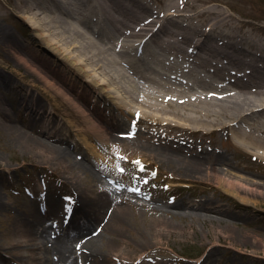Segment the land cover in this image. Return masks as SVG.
<instances>
[{
    "label": "bare ground",
    "instance_id": "1",
    "mask_svg": "<svg viewBox=\"0 0 264 264\" xmlns=\"http://www.w3.org/2000/svg\"><path fill=\"white\" fill-rule=\"evenodd\" d=\"M45 1L36 0L35 7L31 0H22L19 4L20 9L27 12L23 15L24 19L33 28V35L42 50L38 52L33 46L21 44L5 28L0 29V41L5 44L3 51L24 64L48 88L63 95L78 109L84 126L78 127L74 120L66 117L67 123L60 127L57 122L59 110L55 106L50 109L34 98L33 92L29 91H35L34 88L12 83L20 94L13 95L8 91V99L1 94L6 80L0 71L2 130L17 144L37 152L38 156H46L55 167H62L68 174V182L64 178L68 184L81 180L82 172L87 171L86 151L101 162L113 163L128 152V156H125L131 161L143 163L145 159L152 160L153 165L166 177L165 180L174 182L171 184L174 187L178 185L175 181L188 177L202 181L214 179L218 188L238 201L234 206L238 212L246 211L251 217L256 215L257 201L244 193L264 192V183L255 180L251 174L238 173L237 167L215 147L211 149L202 140L187 135L200 131L201 127L205 129L202 137L211 131L229 134L234 145L252 149L264 159V36L259 42H254L247 31H239V25L229 24L227 15L221 11L205 8V12L184 11L181 9L186 7L183 0H161L164 12L160 6L155 10L144 8L146 13L149 12L145 16L133 5H142L143 0H130L132 5L127 0H50L54 3L51 6L59 11L56 18L42 9L34 11L44 8L42 5H45ZM79 1L87 3L82 4L81 8ZM67 5L74 8L67 7L70 9L68 12L65 9ZM73 14L74 18L70 17ZM205 15L210 21L206 25ZM90 17L95 18L91 20ZM61 22L63 26L59 25ZM91 30L98 40L88 34ZM108 32L113 34L109 35ZM145 37L147 40L143 44L148 55H143L142 61L132 62L147 66L146 62L154 60L156 63L153 62L151 67L155 69V76L161 75V81L158 83L156 78L147 74L145 78L154 86L160 84L161 87H151L147 92L134 96L135 91L131 86L134 81L124 72L126 65L122 58L134 52L135 45ZM79 48L83 49L81 57L73 52ZM31 52H38L36 55L49 71H58L57 74L64 77L75 72L85 78L80 82H86L96 92L92 91L90 94L94 95L89 97V93L81 94L85 89L77 85L76 94L85 97L88 108L83 104L81 106L79 98L65 90L64 86H59L54 78L46 74L47 71L42 72L29 59ZM55 58L60 59L61 63H55ZM127 69L132 72L129 67ZM131 74L138 79L137 74ZM99 75L109 83L100 79ZM121 79L130 80H127L130 85L127 84L125 93L132 97V102L121 97L117 101L111 95L112 90L115 93L118 91ZM96 95L106 101L110 99L112 109L121 110L119 114L111 112L113 128L92 116L93 112L99 113L101 109L100 102H95ZM10 99L15 101V105ZM147 108L149 111L143 110ZM103 112L107 114L106 108ZM136 114L138 119L129 118V115ZM222 117L229 120L223 121ZM127 119L136 126L146 123V129L129 130L125 122ZM239 123H244L243 128L237 126ZM174 130L176 133H172ZM72 133L81 146L76 140H70ZM103 149L108 154L103 153ZM6 174L9 175L10 171ZM8 186L12 184L0 177V190ZM100 188H103L102 192L94 194L93 191L76 187L72 191V202L67 203L56 197L54 192L41 187L39 193L47 201L44 208L47 215L43 208L35 206L33 200L24 201L20 207H16L14 214L10 212L7 221L12 237L7 240L5 252L19 255L23 264H129L133 259L129 256L131 254L116 250L112 243L128 234L137 207L145 211L154 210L148 219L147 229L156 231L158 235H163L162 227L180 228L179 223L176 225L171 221L175 216L185 223V227L195 221H209L221 230L232 231L236 228L228 224L247 225L251 221L241 213L226 209L207 194L198 202L183 198L170 205L157 204L153 200L148 205L137 192L132 191L131 198L113 187L102 185ZM46 193L47 197H43ZM66 207H71L72 211L66 213ZM4 209V212L11 211V208L4 206L0 197V214ZM169 214L171 218L167 217ZM54 216L59 223L47 225L48 218ZM184 219H189L191 223ZM69 227L71 230L67 231ZM140 245L152 249L149 241L140 242ZM222 247L227 255L233 251L246 257L257 253L236 249L235 245L226 246L216 240L207 244L203 261L210 259ZM2 260L0 253V264Z\"/></svg>",
    "mask_w": 264,
    "mask_h": 264
},
{
    "label": "rangeland",
    "instance_id": "2",
    "mask_svg": "<svg viewBox=\"0 0 264 264\" xmlns=\"http://www.w3.org/2000/svg\"><path fill=\"white\" fill-rule=\"evenodd\" d=\"M21 1L22 0H0V29H9L17 37L21 44H28L29 46L36 48L37 51H40L42 50V47L33 35V28L23 16L27 12L23 11L19 7ZM143 1L144 3L142 5L138 3L133 4L139 12L141 11L142 16L149 14V12L146 13L144 8H151L155 10L158 6H160L164 12V5L161 0ZM176 1L177 0H175V2ZM183 1L185 2L186 7L181 9L184 11L192 10V12H198L203 11L205 8V10L223 12L227 15L229 24L235 23L234 25H239L241 27V29L238 28L239 31H247V33L254 39V42H259L264 36V0ZM45 2V5H42V7L45 6L44 8H37L34 9V11L39 12L42 9V11H45L50 16L56 18L55 16L59 14V11L52 7L54 3L50 0H46ZM84 3L79 1V7L82 8V4ZM127 3L131 4V1L127 0ZM31 4L34 7L37 6L36 0H31ZM67 7L74 8L72 5H67L65 9L68 12L70 9ZM74 15L75 14L69 16L74 18ZM64 16L69 18L67 15ZM208 22L210 21H208L207 16L205 25L208 24ZM59 25L63 26L62 22L61 24L59 23ZM88 34L95 39L98 38L90 32H88ZM3 43V41H0V71L3 73L6 82L1 88V94H5L8 99L9 92L13 95H19L20 93H17L14 89L15 85L13 84L15 83L25 85L26 88H34L35 91L29 89L30 92H33L31 93L34 98L42 101L50 109L52 106H55V108L59 110V121L57 120L59 126H65L67 123L65 122L67 119L66 117H68L70 120H74L77 126L79 125L83 127V118L78 109L69 103L67 99L56 90L48 88L37 75L28 70L24 64L18 62V60H16L11 54H5V51H3V45L5 44ZM82 50L83 49L79 48L77 50L75 49L73 52L81 57L83 55ZM38 52H31L29 59L32 60L42 72L47 71L46 74H48L51 78H54L59 86H64L65 90L73 94L74 97L76 96V98H79V102H81L80 105L82 106L83 104L86 108L87 100L85 97L80 94L79 96L76 94V90H78L77 85H82V89H85V92L82 91V94L88 95L89 93V97L94 95L90 94L92 91H94L92 93H95L96 91L86 82H80V79L85 78L80 77L73 71L72 72L75 76L69 75L70 77L58 75V71L57 73L49 71V68H47L44 63H42V60H40L36 55ZM57 59L58 58H55L54 62L61 63L60 59ZM123 70L127 73L129 79L134 81L131 83V86L135 91L134 96L139 93L142 94L147 92V89H151V87H155L157 89L161 87L160 84L158 86H154L150 80H144V78H142V80L135 79L134 74H131L132 72L128 71L127 67ZM100 72L101 71H99V73ZM147 72H150V70ZM159 76L160 75H156L158 78ZM99 77H101L100 79L107 84L109 83V81L105 77H102V75H99ZM127 80L121 79L117 86L118 91H116V93L114 90H110L111 95H113L117 101H119L118 98L121 97L127 102H132V97H128V94L125 93L127 84L130 85ZM160 81L161 79L159 78L157 82L159 83ZM32 85H36V87ZM64 87L62 88L64 89ZM108 87L110 88V86ZM113 87L114 89L116 88V86ZM102 98L99 99V102L106 106V103L102 100ZM11 101L15 105V101ZM109 101L108 103H110ZM7 108H9V105ZM109 108H112V106ZM115 110L121 112L119 109ZM143 110L149 111L148 108ZM102 113L104 114L103 110ZM92 116L99 122L100 119L98 116L101 119L104 118V116L102 118L96 112H93ZM124 116L127 117L126 114H124ZM130 117L138 119V114L129 115V118ZM221 120L227 121L229 118L222 117ZM2 121L3 115L0 114V177L4 178V180L6 179L8 184H12V186H8L7 188L0 190V197L4 206L6 205L8 208H11V211L9 210L8 212L7 210V212H4V209L0 214V253L1 256H3L2 264H23L19 255H13L10 252H5L7 240L12 237V234L9 232V222L7 219L9 214L17 212L16 207H20L24 201L34 200L31 198L30 193H35L37 191L38 185L36 183L40 182V179H42L41 182H44L45 186L48 188L51 186L50 192H54L56 197H59L58 195L60 194V198L65 200L67 203L72 201V191L74 192V188L76 187L80 190L83 189L87 192L93 191L94 194H98L102 192L103 189L100 187L105 185L106 187H113L119 192L121 191L120 193L123 195H130L129 197L131 198L133 197L131 195V192L133 191L132 189H135L133 192H137L140 196H142L143 201L148 203V205L152 204V200L157 204L170 205L172 203H177L183 198L191 200L192 202H198L201 198H203L204 194H207L217 200V202L226 209L238 212L237 208L234 207L238 201L231 196L226 195L220 188H218L216 180L212 179L210 181H202L196 178L188 177L186 179H182V181H175L178 185L174 187L171 186L174 182L169 183L165 180L166 177L159 172L157 167L153 165L152 160L145 159V162L141 163L140 161V163L137 164L136 161L139 160L131 161L130 158L127 157L128 152L120 155L119 158L116 159V163H113L111 161L101 162L88 154L85 150L88 169L86 172H82L81 180L68 184V180L66 178L68 177V174L64 172L62 167H55L56 165H52V163L46 159V156H38L37 152H33V150L31 151L13 141V139L10 138V135L2 130ZM129 121L130 120L128 119L126 122V127L129 130L133 131L135 129L134 131H137L136 129H139L142 131L146 129V123H140L136 126L133 121ZM128 122L130 123L129 126ZM243 124L244 123H239L237 126L243 128ZM203 129L204 128L201 127L200 131H194L193 134H188L187 136L189 138L202 140L203 143L206 146L211 147V149L215 147L216 150L220 151L222 155L228 158L230 162L237 167L238 173H242V175L248 174V176L251 174V177L255 180L264 183V159L256 155L254 150L234 145L229 134L211 131L202 137ZM174 132L176 133V130L172 133ZM79 146H81L80 143ZM80 151L83 150L80 149ZM102 151L103 153L108 154V152L104 149ZM121 157H123V159H121ZM142 165H144L145 172L139 170V166ZM120 168H123L124 171L121 172L119 170ZM160 169L162 170V167ZM7 171H10L9 175L6 174ZM244 195H248L252 200L257 201L258 211L253 217H251L246 211L238 212L241 213V215H244L247 220L251 221L249 224L247 223V225L244 223H236L237 227L233 224H228L236 228V230H221L215 227V223L212 224L209 221H195V223H191L189 219H184V221L191 223L190 226H192L185 227V223L183 221L181 222V219L178 216H175L171 221L176 222V225L179 223L178 226H180V228L162 227L161 230H164L163 235H158L156 231L147 229L149 227L148 219L152 217L151 214L154 213V210H147V212L143 210L144 208L142 209L141 207H137L134 209V220L130 224L131 228H129L128 234L119 240H115L112 244L116 250H122L131 254L129 256L133 259L129 264H136L135 262L141 256L143 259L140 264H264V254H262L264 252V192L260 193L259 191H256V193H244ZM34 203L35 206L38 207L37 201ZM157 215L160 216V213L157 212ZM170 216L171 215L169 214L167 217L171 218ZM55 217L56 216L52 219L47 217L48 221L46 224L50 225L52 223H57V219ZM235 234H237L238 237L235 238ZM104 236L105 242H107L109 240L108 234L106 233ZM162 237H165V239ZM216 240L223 242L226 246L235 245L236 249L241 248L248 250L250 253L251 251H256L257 253L246 257L244 254H238L233 251L232 254L227 255L225 253V248L222 247L219 248L216 254L212 255L210 259L203 261L207 253V244ZM144 241H149L151 245L150 248L152 249H146L140 245V242L145 243ZM116 250L113 252H116ZM109 252H112V250H109ZM234 258L236 259L235 261L233 260ZM126 260L127 259H125V261Z\"/></svg>",
    "mask_w": 264,
    "mask_h": 264
},
{
    "label": "snow or ice",
    "instance_id": "3",
    "mask_svg": "<svg viewBox=\"0 0 264 264\" xmlns=\"http://www.w3.org/2000/svg\"><path fill=\"white\" fill-rule=\"evenodd\" d=\"M121 159H123V157H121ZM136 163L139 164L140 161H136ZM119 170H120L121 172L124 171L123 168H120ZM141 170L143 171V169H141ZM132 190L135 191V189H132ZM65 211H66V213H70V212L72 211V209H71V207H66Z\"/></svg>",
    "mask_w": 264,
    "mask_h": 264
}]
</instances>
